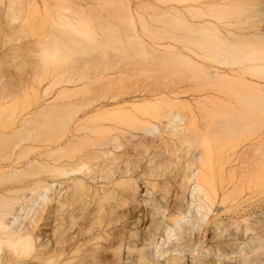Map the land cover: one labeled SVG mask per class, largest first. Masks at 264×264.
<instances>
[{
	"label": "bare ground",
	"instance_id": "6f19581e",
	"mask_svg": "<svg viewBox=\"0 0 264 264\" xmlns=\"http://www.w3.org/2000/svg\"><path fill=\"white\" fill-rule=\"evenodd\" d=\"M91 1L0 0V264H264L261 2Z\"/></svg>",
	"mask_w": 264,
	"mask_h": 264
},
{
	"label": "rangeland",
	"instance_id": "374dc122",
	"mask_svg": "<svg viewBox=\"0 0 264 264\" xmlns=\"http://www.w3.org/2000/svg\"><path fill=\"white\" fill-rule=\"evenodd\" d=\"M93 1L94 0H92L91 2L93 3ZM96 1V0H95ZM231 1V0H230ZM236 1H238V0H236ZM89 2V1H88ZM97 2V1H96ZM112 2V1H111ZM241 2H244L243 4L241 3ZM261 2V8H260V6L258 7V5H260L259 3ZM84 3V2H83ZM95 3V2H94ZM85 4V3H84ZM86 4H87V2H86ZM109 4H111V5H109ZM240 4L242 5L241 7H238L239 9H247V10H249V9H251V8H253L254 10H255V8L254 7H258L257 8V10H264V0H239L238 1V6H240ZM96 5H98L99 6V10H97V11H99V12H101V14L105 17L107 14V9L108 8H110V9H112L113 7H114V4L112 5V3H109V2H106L105 0H99L98 1V4H95L94 6H96ZM98 6H96L95 8L97 9V7ZM54 10V9H53ZM257 10H255V11H257ZM55 11V10H54ZM58 11V10H57ZM53 13V12H52ZM55 13H56V11H55ZM74 13H76V12H74ZM58 14V13H57ZM57 14H54V15H57ZM100 14V13H99ZM75 15V14H74ZM248 15H251V13L250 14H248ZM76 17H77V15H75ZM85 16V15H84ZM245 16H247V15H244V17ZM261 16H263L262 14H261ZM85 18H86V16H85ZM99 19V17H97V20ZM259 19H260V17H259ZM51 20H52V18H51ZM96 20V21H97ZM261 20H262V17H261ZM53 21V20H52ZM98 22V21H97ZM97 22H94V24L95 25H93L95 28H98V31H100L101 32V28H99V23L98 24H96ZM49 24H50V22H49ZM118 27H119V32H120V34H121V36L122 37H124V33L126 32V30H127V28H126V26L125 25H118ZM59 86H57V88H58ZM31 105H32V108H34L35 106H36V101H34L33 100V102L31 103ZM146 191V190H145ZM254 193V194H253ZM252 194H247V196L246 197H248V198H250V202L251 203H256V204H258V205H260L261 206V208L262 209H264V205H263V201L262 200H264V199H262V197H261V194H258V190H254V192H253ZM145 194V192L144 193H142V195H144ZM159 194H157V196H158ZM261 197V198H260ZM263 197H264V195H263ZM260 198V199H259ZM260 201H262V202H260ZM262 199V200H261ZM260 202V203H259ZM246 204V203H245ZM262 204V205H261ZM252 206H253V204H252ZM251 206V207H252ZM255 206V205H254ZM253 206V207H254ZM263 206V207H262ZM256 207V206H255ZM238 216L235 214V213H229V214H226V215H224L222 218L223 219H227V221H229L228 220V218L229 219H236ZM203 222V223H202ZM201 223L202 224H204L203 226H206V223H204V221H201ZM185 226V225H184ZM188 226V225H187ZM202 230H200L202 233H198L197 232V230H195L196 232V238L198 239V238H201L202 240L203 239H205V238H207L208 237V234L210 233V232H208V230H207V226L204 228H201ZM204 229V230H203ZM188 230H192V228H189ZM193 231V230H192ZM191 231V232H192ZM207 231V232H206ZM212 231V230H211ZM194 232V231H193ZM188 233H190L189 231H188ZM204 233H208L207 234V236H206V234H204ZM194 235V236H195ZM165 247H168V245H166ZM195 252H192L191 250H188V249H182V248H180V249H178V248H175L173 251H171V252H169L167 255H164V256H157L155 253L154 254H152V253H150V256H152V255H154V259L156 260V261H161V263L162 264H165V262H166V260L168 259V258H171V256L172 257H175L176 258V260L175 261H169V264L171 263V264H197V262H196V259H197V257H199V258H202L203 260L204 259H206L205 261V264H219V260H218V258H217V256H214L213 254L212 255H208V253L206 252V251H200V252H198L199 250H198V246H196L195 247ZM235 255L237 256V254H233L232 256H234L235 257ZM182 258V260H180L179 261V259H181ZM221 260H223V258H221ZM177 261V262H176ZM181 262V263H180ZM227 263V262H226ZM225 262H223V263H221V264H226ZM199 264V263H198Z\"/></svg>",
	"mask_w": 264,
	"mask_h": 264
}]
</instances>
